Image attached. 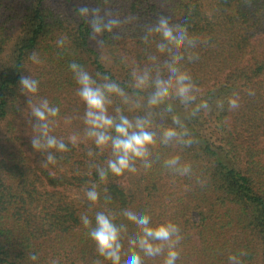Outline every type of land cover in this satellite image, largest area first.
<instances>
[{"label": "trees", "instance_id": "trees-1", "mask_svg": "<svg viewBox=\"0 0 264 264\" xmlns=\"http://www.w3.org/2000/svg\"><path fill=\"white\" fill-rule=\"evenodd\" d=\"M81 2L0 0V264H51L53 259L59 264H94L102 258L81 214L87 213L94 224L95 211L111 210L117 213V223H127L119 216L124 208L150 215L154 225L171 221L181 228L176 264H228V256L240 250L247 252L240 257L242 264H264V0H110L113 9L134 19L122 39L109 42L105 64L99 63L87 38V24L73 12ZM161 12L173 23L186 25L190 34L211 38L208 46L196 49L200 59L185 67L204 97L223 99L224 109L213 104L210 113L188 122L197 141L191 147L158 146L153 155L159 163L151 170L140 168L126 178L110 175L101 184L89 167L91 143L73 147L68 142L83 128L79 117L85 107L76 96L68 65L75 61L93 75L107 72L130 102L142 106L130 113L129 105L114 98L113 109L120 107L129 116L152 111L157 130L167 126L165 106L150 110L147 96L152 89H134L130 75L145 64L138 25ZM61 36L66 37L63 49L56 44ZM33 51L43 63L28 59ZM122 55L127 64L121 62ZM21 75L39 81L36 99L46 98L60 108L52 134L63 138L69 151L56 152L57 163L47 168L41 166L44 154L31 144L28 121L35 118L19 90ZM234 92L239 93L240 107L229 111L227 98ZM65 116L70 124L64 123ZM176 154L191 163V178L162 166L164 158ZM105 158L97 157L96 162ZM92 183L98 185L100 201L89 212L85 190ZM105 195L111 196L110 202ZM135 231L129 224V234ZM29 253L38 259L29 260ZM162 261V256L145 258V264Z\"/></svg>", "mask_w": 264, "mask_h": 264}, {"label": "clouds", "instance_id": "clouds-1", "mask_svg": "<svg viewBox=\"0 0 264 264\" xmlns=\"http://www.w3.org/2000/svg\"><path fill=\"white\" fill-rule=\"evenodd\" d=\"M73 12L80 21L87 24V38L98 53L101 64L108 61L106 52L109 42L122 39L125 26L134 19L122 16L118 10L113 9L110 0H103L102 5H92L87 0H82L73 6ZM138 31V38L145 45V64L137 65L131 70L132 87L139 91L152 89L147 96L150 110L165 106L163 115L169 116L170 122L159 130L152 111L144 115L129 116L120 107L112 108L114 98L129 105L127 111L130 113L142 106L139 102H130L124 88L107 72L97 71L93 75L75 61L68 65L77 85L76 96L85 106L79 117L83 128L73 132L68 137V142L73 147L83 142L91 143L92 147L87 151V156L92 161L89 167L95 170L101 184H106L110 175L126 178L128 174H138L140 168L151 170L154 164L159 163V158L153 155L158 146L191 147L197 141L188 122L198 118L201 113H210L213 104L219 110H223L225 105L223 99L205 98L200 86L185 67L187 63L200 59L196 49L200 45L208 46L210 37L201 38L190 34L186 25L173 23L172 17L164 12L156 15L150 22L138 25ZM56 44L63 49L66 37H59ZM28 59L36 65L43 63L36 51ZM121 62L127 64V56L122 55ZM19 85L20 93L27 98L31 117L35 118L28 121L33 131L32 147L35 152L44 154L42 167L55 165V153L69 151L64 139H58L52 134L53 128L58 125L60 108L50 104L46 98L36 99L39 81L31 75H21ZM248 94L255 95L251 90ZM239 100L238 92L227 98L229 111L240 107ZM63 120L65 124L71 123L70 117L65 116ZM105 155L102 162H96L97 157ZM162 166L173 175L189 178L193 175L191 163L182 161L179 154L164 158ZM85 196L92 206L89 208L91 212L100 201L98 185L92 183L85 190ZM104 200L106 203L110 202L111 196L105 195ZM119 216L127 223H117V213L111 210L95 211L94 224L87 213L81 214V222L88 230L96 253L102 258L95 260L94 264H103L104 261L108 264H145V258L161 256L162 264H176L180 258L178 246L183 240L181 228L176 223L166 221L154 225L150 215L138 213L131 208L121 209ZM129 224L136 229L131 235ZM245 255L247 252L244 250H240L238 254H230L228 264H242L240 257ZM28 259L36 261L38 257L35 253H29ZM51 264H59L58 259H53Z\"/></svg>", "mask_w": 264, "mask_h": 264}]
</instances>
